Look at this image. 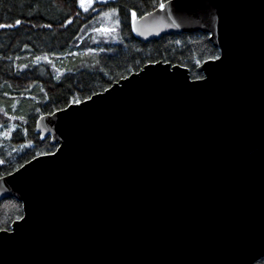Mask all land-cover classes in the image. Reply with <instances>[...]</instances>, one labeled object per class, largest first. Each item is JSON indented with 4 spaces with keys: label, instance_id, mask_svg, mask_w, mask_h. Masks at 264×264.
I'll return each instance as SVG.
<instances>
[{
    "label": "water",
    "instance_id": "obj_1",
    "mask_svg": "<svg viewBox=\"0 0 264 264\" xmlns=\"http://www.w3.org/2000/svg\"><path fill=\"white\" fill-rule=\"evenodd\" d=\"M164 4L137 15L136 31L131 19L134 37L207 33L219 55L226 50L224 63L204 60L202 76L191 78L184 65L149 62L73 116L40 115L36 130L56 156L37 155L0 177V201L15 198L22 216L31 214L21 235L0 245V264H253L264 256V0Z\"/></svg>",
    "mask_w": 264,
    "mask_h": 264
},
{
    "label": "trees",
    "instance_id": "obj_2",
    "mask_svg": "<svg viewBox=\"0 0 264 264\" xmlns=\"http://www.w3.org/2000/svg\"><path fill=\"white\" fill-rule=\"evenodd\" d=\"M165 1L107 0L100 13H92L79 9V0H0V23L24 21L0 29V177L56 149L35 123L73 97L84 100L158 60L188 67L191 78L202 76L197 61L219 55L207 33H171L146 42L132 34L131 11L141 16ZM105 20L114 32L94 30L106 27ZM22 213L20 201L2 199L0 228L10 230ZM253 264H264V256Z\"/></svg>",
    "mask_w": 264,
    "mask_h": 264
},
{
    "label": "snow or ice",
    "instance_id": "obj_3",
    "mask_svg": "<svg viewBox=\"0 0 264 264\" xmlns=\"http://www.w3.org/2000/svg\"><path fill=\"white\" fill-rule=\"evenodd\" d=\"M101 2L103 3H107V0H101ZM183 0H178V3H182ZM173 3V0H168V5H171ZM92 4H93V0H79L78 2V8L82 9L84 12H88L91 8H92ZM166 5L164 3H160L159 4V9L161 11H163L165 9ZM131 11V10H130ZM211 21L213 22V27L215 26L214 22L216 21L217 17L215 15H213L212 13H208ZM147 15H151V13H147ZM143 18V17H141ZM131 19H132V23H133V31H136V20H137V13L136 11H131ZM22 23H24V21H22L21 19H16L15 20V24H10V23H0V29L2 28H13L14 26H19ZM69 23H71V21H69ZM120 21L117 20L116 21V25L119 26ZM33 27H36V25H32ZM44 27H50V25H43ZM175 27L179 28L180 25L179 24H174ZM95 31H104V32H114L115 28H111V29H94ZM211 30V29H210ZM113 39H115V37H113ZM226 57V50H223L222 55H212L209 57V60L213 62V67H218L219 64H223L224 63V58ZM37 59H39V57H37ZM219 62V64H216L215 62ZM200 62L197 61V64H199ZM188 87H193L195 86V84L193 85H187ZM105 91H108V89H105ZM99 93H92L91 95H88L86 97V99L82 100L80 98H76L73 97L70 101L66 102V107L64 109H57L58 111H63L65 113V115L68 116H73L75 113H79L82 109L81 106L83 105L84 107L88 106V102L91 101L93 103H95V101L93 100L94 96H99ZM54 115V114H53ZM10 119H15V117H10ZM0 127H2V125H0ZM15 130V126H13L12 128H9L7 130V132H5V137H7L9 135V133H11L12 131ZM55 145H53L54 147ZM40 155H51L53 157L56 156L55 152H51V151H47V152H42ZM35 159V157H34ZM21 167H23V165H21ZM15 179V177H14ZM18 220H23L24 223L22 225H19V227L16 229V231L12 234H7L8 233V228L7 227H2L0 228V233H5V235H0V245H3L7 242L13 241L15 239H17L20 235H21V229H23L25 226H27L30 221H31V214H29V218L25 219L24 216H18ZM256 259V258H253Z\"/></svg>",
    "mask_w": 264,
    "mask_h": 264
},
{
    "label": "rangeland",
    "instance_id": "obj_4",
    "mask_svg": "<svg viewBox=\"0 0 264 264\" xmlns=\"http://www.w3.org/2000/svg\"><path fill=\"white\" fill-rule=\"evenodd\" d=\"M103 2H101V0H93V4H92V8L89 10L90 12L92 13H100V7H102V4ZM82 10V9H81ZM83 11V10H82ZM84 12V11H83ZM104 25L106 27H103V29L107 28V29H110L111 28V25L112 23L105 20L104 21ZM40 59V58H39Z\"/></svg>",
    "mask_w": 264,
    "mask_h": 264
},
{
    "label": "bare ground",
    "instance_id": "obj_5",
    "mask_svg": "<svg viewBox=\"0 0 264 264\" xmlns=\"http://www.w3.org/2000/svg\"><path fill=\"white\" fill-rule=\"evenodd\" d=\"M18 168V167H17Z\"/></svg>",
    "mask_w": 264,
    "mask_h": 264
}]
</instances>
